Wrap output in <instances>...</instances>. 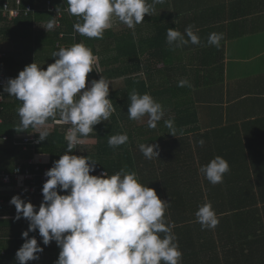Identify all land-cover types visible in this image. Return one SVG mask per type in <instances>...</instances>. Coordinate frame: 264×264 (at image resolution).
<instances>
[{"label":"trees","instance_id":"16d2710c","mask_svg":"<svg viewBox=\"0 0 264 264\" xmlns=\"http://www.w3.org/2000/svg\"><path fill=\"white\" fill-rule=\"evenodd\" d=\"M5 1L15 6L16 0H0V7ZM28 4L32 5L34 11L27 16L22 14L14 19L1 16L0 43L1 47H6L9 44L7 42L17 35L28 37L33 33L37 42V47L33 49L34 56L19 57L13 49L4 47L7 55L0 60L1 72L16 77L19 71L33 62L46 69L56 59L52 57L53 52L82 42L98 57L95 64L98 72L94 69L87 75V87L91 86L87 82L93 79L103 77L110 81L109 99L115 111L108 121L94 125L93 132L83 137V143L73 150V154L88 156L96 161L95 171L90 174L100 175L104 171L112 175L125 168L135 172L142 184L154 188L162 200L168 201L165 217L182 252L181 264H222V259L236 264L237 254L241 255L239 260L242 258L245 264H249L252 256L261 257V251L255 248L264 244V237L260 238L256 234L263 227L260 212L264 213V186H252L247 181L252 171L238 168L237 165H242L232 160V155H238L239 150H222L223 146L205 150V142L209 139L207 136L211 135L198 132L199 116L193 97L189 94H172V86L182 79L187 80L184 59L180 60V65L177 64L178 60L174 59V49L177 48L166 42L167 30H178L172 14L158 16L153 11L151 15L145 14L143 23L137 24L134 30L125 26L112 27L105 31L103 39H96L75 32L73 25L78 22V18L69 15L65 0H21L20 7L26 8ZM53 19L56 21L53 30L47 32L45 28H40ZM159 19L165 20V23L161 24ZM151 21L152 24H149ZM34 27L35 30H32ZM17 46L19 44L13 45L14 48ZM27 46L30 48V45ZM185 46L188 47V44ZM133 89L140 94H150L164 109V117L155 128H149L147 122L140 128L136 127V139L131 126L138 120L129 119L127 113L129 93ZM1 93L4 99L0 101V174L13 173L18 163L38 154L51 156L50 162L46 163L51 168L53 162L65 153V133L69 126H61L50 120L49 125L54 130L48 138L36 146L29 144L27 150H24V136L33 133L35 129L16 131L15 127L19 124L17 108L21 102L9 96L4 87ZM165 121H171L172 127L166 126ZM123 133L128 135L127 143L118 147L108 145L111 135ZM5 135L7 139H3ZM86 138H96V143L89 144L85 142ZM190 138L193 145L188 143ZM201 140L204 141L203 146L199 144ZM142 143L158 145V158H143L139 149ZM183 144L191 146L192 150H183ZM251 152L255 153L253 150ZM217 155L227 161L230 170L224 174L222 183L212 185L198 169ZM42 187L43 183L39 182L38 190L41 191ZM256 189L262 194L261 202L256 200ZM8 193L0 210V264H18L15 254L25 242L22 232L28 226L17 225V221L27 219H15L16 209L9 203L12 196ZM20 197L34 204L37 210L42 202L40 197L43 198L42 194ZM204 203H210L217 215L219 222L214 229L202 228L196 222L195 212ZM29 237H35L38 244L44 246L38 230L29 232ZM52 247L55 251L53 254H50V248L46 251L58 259L60 249L58 245Z\"/></svg>","mask_w":264,"mask_h":264},{"label":"clouds","instance_id":"9594fccd","mask_svg":"<svg viewBox=\"0 0 264 264\" xmlns=\"http://www.w3.org/2000/svg\"><path fill=\"white\" fill-rule=\"evenodd\" d=\"M65 2L69 15L78 18L73 25L76 33L103 39L105 31L113 27L114 19L134 30L143 23L145 14L151 15L154 5L163 4L164 0ZM55 26L53 19L43 27L48 32ZM222 39V34L213 32L207 45L218 48ZM166 42L180 48L189 43L199 45L201 40L193 25H188L183 34L169 28ZM52 57L56 59L46 69L35 62L26 65L4 87L9 96L21 102L16 131L35 129L33 133H38V142H42L50 135V120L69 126L65 153L45 172L47 179L38 210L19 195L9 201L15 206V219L23 217L29 222L28 229L22 232L25 242L15 254L18 264L38 260L43 252L35 237L28 238L29 232L36 230L43 245L57 243L60 251L54 264H181L182 252L165 217L169 202L162 200L154 188L142 184L135 172L121 168L112 175L107 172L92 175L96 161L73 154L77 145L83 143L82 138L93 132V126L108 121L115 111L109 99L110 81L101 77L86 87L87 75L94 69L97 71V58L82 42L61 47ZM178 86L191 87V84L182 79ZM129 100V119L147 116V126L155 128L164 117L163 106L148 93L140 94L133 89ZM165 124L172 127L171 121ZM128 139L126 133L111 135L108 145L118 147ZM203 143L199 141L201 146ZM139 149L146 159L159 156L156 144L142 143ZM229 170V164L219 155L198 169L212 185L222 183ZM195 217L202 228L214 229L219 222L210 203L199 205Z\"/></svg>","mask_w":264,"mask_h":264},{"label":"crops","instance_id":"0c3cea01","mask_svg":"<svg viewBox=\"0 0 264 264\" xmlns=\"http://www.w3.org/2000/svg\"><path fill=\"white\" fill-rule=\"evenodd\" d=\"M148 2L151 3V0ZM154 12L158 16L166 14L165 17L171 13L174 25L182 34L188 25H193V31L200 37V44H207L208 36L213 32L223 35L218 48L189 43L188 47L184 45L174 49L177 64L180 65V60L184 59V70L187 72L185 77L191 87H179L175 84L172 86V94H189L193 97L199 116L198 132L211 135L207 136L209 139L205 142V150H214L213 146H223L222 150H239L238 155H232V160L235 159V162L242 165H237L238 168L252 171L247 178L252 186H264V0H164L163 4L154 5ZM159 22L164 24L165 20L159 19ZM43 26L45 25L40 28H44ZM124 26L118 20H113L114 28ZM7 43L9 44H6L7 48L4 46L5 49H13L17 56L26 58L33 57L37 47L33 33L28 37L17 35ZM14 44L19 46L14 48ZM146 122L147 116L131 126L135 139L138 137L136 127L140 128ZM49 127L52 132L54 129L51 125ZM85 142L94 144L96 138H86ZM188 143L193 145L191 138ZM173 146L177 147L175 143ZM183 146V150H192L191 146ZM251 150L255 153L252 154ZM35 157L44 163L51 160L48 154H38ZM255 192L256 200L261 202L262 194L257 189ZM8 195H17V190ZM40 200L43 198L40 197ZM260 214L263 227L256 234L262 238L264 213L261 211ZM19 224L29 226L27 220L17 221V225ZM55 245L57 243L52 241L49 245L42 246L43 252L39 254V259L28 261L27 264H50L51 261H56L46 251L49 248L54 250L52 246ZM255 249L261 251L262 258L252 256L248 263L264 264V244ZM240 256L237 254L236 264H245L242 258L239 260ZM230 262L224 259L221 261L222 264Z\"/></svg>","mask_w":264,"mask_h":264},{"label":"built area","instance_id":"2783aa9c","mask_svg":"<svg viewBox=\"0 0 264 264\" xmlns=\"http://www.w3.org/2000/svg\"><path fill=\"white\" fill-rule=\"evenodd\" d=\"M20 4L21 0H16L15 6L13 7L9 1H5L3 3V6L0 7V29L2 27L1 16H7L9 19H14L18 18L22 14L27 16L29 13L34 11L31 4H28L26 8H21ZM6 55L7 52L3 47H1L0 43V60L5 58ZM9 78H15V76L12 74H5L0 71V94H2L1 89L5 87ZM3 99V97L0 98V101H3ZM3 139H7V136H3ZM23 144L24 150H27L29 144L34 146L39 145L40 142H38V133H31L24 136ZM48 169L49 167L46 163L34 157L18 163L13 173L0 174V210L3 208V204L5 203L4 197L8 192L17 190L18 195L22 197L37 196L42 194V190L39 191L37 185L39 182L44 183L46 181L47 177L45 176V172ZM100 173H104V171H101Z\"/></svg>","mask_w":264,"mask_h":264},{"label":"rangeland","instance_id":"374dc122","mask_svg":"<svg viewBox=\"0 0 264 264\" xmlns=\"http://www.w3.org/2000/svg\"><path fill=\"white\" fill-rule=\"evenodd\" d=\"M55 251L54 250H52L51 252H50V254H53Z\"/></svg>","mask_w":264,"mask_h":264}]
</instances>
